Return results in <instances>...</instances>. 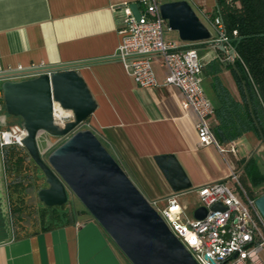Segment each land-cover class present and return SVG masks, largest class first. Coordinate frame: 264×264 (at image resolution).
Instances as JSON below:
<instances>
[{
  "label": "crops",
  "instance_id": "obj_1",
  "mask_svg": "<svg viewBox=\"0 0 264 264\" xmlns=\"http://www.w3.org/2000/svg\"><path fill=\"white\" fill-rule=\"evenodd\" d=\"M184 1L208 28L211 40L217 42L214 0ZM134 2L0 0V72L18 67L29 70L77 65L97 105L86 121V129L143 197L161 205L174 194L179 203L187 195L197 199L196 189L225 179L233 168V158L237 159L234 140L226 141V135L219 133L216 138L214 129L225 128L230 119L227 110L233 103L241 104V96L227 71L226 54L219 49L220 44L184 43L176 32L167 39L163 33L164 41L178 48L195 47L202 65V80L204 76L209 81L213 92L210 102L214 112L209 123L221 151L214 146L199 147L193 126L195 117L182 109L179 90L162 85L165 72L158 58L152 57L151 66L159 86L148 90L138 88L116 59L122 40V8ZM1 93L0 89V97ZM249 134L252 133L242 136ZM165 155L176 159L191 184L190 190L173 193L154 162V157ZM1 157L5 176L2 149ZM8 209L11 218L9 203ZM76 210L71 217L43 226H48L45 230L41 227L25 233L12 229L0 205V264H131L92 217L81 208Z\"/></svg>",
  "mask_w": 264,
  "mask_h": 264
},
{
  "label": "water",
  "instance_id": "obj_2",
  "mask_svg": "<svg viewBox=\"0 0 264 264\" xmlns=\"http://www.w3.org/2000/svg\"><path fill=\"white\" fill-rule=\"evenodd\" d=\"M130 9L139 19L138 6L131 4ZM159 10L168 29L176 32L181 42L216 43L186 1L163 3ZM219 49L225 53L223 46ZM229 53L233 55L234 49ZM34 72L37 75L30 79L3 81L0 89L6 114L18 119L25 131L24 151L45 178L47 188L37 192L38 200L45 207H61L69 190L131 264H196L95 135L89 130L75 131L97 107L77 65L47 66ZM55 107L70 115L61 125L53 119ZM41 133L51 137L70 135L46 162L37 147ZM154 162L173 193L191 189L173 156H157ZM254 203L264 220V195ZM0 205L9 224L1 150ZM211 210L224 208L215 204ZM206 213L200 207L193 212V218L201 220Z\"/></svg>",
  "mask_w": 264,
  "mask_h": 264
},
{
  "label": "built area",
  "instance_id": "obj_3",
  "mask_svg": "<svg viewBox=\"0 0 264 264\" xmlns=\"http://www.w3.org/2000/svg\"><path fill=\"white\" fill-rule=\"evenodd\" d=\"M139 8V19L124 5L122 40L117 47L116 59L140 89H153L159 86L151 59L156 56L159 66L164 70L163 86L172 87L182 94L181 107L194 115V130L199 147L220 145L213 134L209 120L214 107L206 97L202 85V65L198 52L193 46L178 48L174 43L163 39L166 22L160 15V0H135ZM213 26L219 33L216 44H225L226 62L232 63L235 53L223 35L219 18L213 20ZM35 69L0 72V81H22L37 75ZM3 99L0 97V150L7 146L22 147L25 131L20 123L9 124ZM42 135L37 136V143ZM234 152V149H231ZM239 183V174L232 168L229 175L196 189L198 208L207 213L201 220L187 219L185 208L177 194L165 201V208L158 210L156 201L150 206L160 215L170 232L191 255L196 264H264L261 254L264 252V220L255 206V199L245 193ZM264 195V192H262ZM220 204L224 211L211 210Z\"/></svg>",
  "mask_w": 264,
  "mask_h": 264
},
{
  "label": "trees",
  "instance_id": "obj_4",
  "mask_svg": "<svg viewBox=\"0 0 264 264\" xmlns=\"http://www.w3.org/2000/svg\"><path fill=\"white\" fill-rule=\"evenodd\" d=\"M214 2V14L219 18L223 35L236 55L226 68L231 73L241 96V104L233 103L227 110L230 119L225 122V128L215 127L216 138H219V133L221 136L226 135V141L228 139L233 141L248 132L254 134L264 147V0H214ZM2 154L5 170L10 174L12 170L20 172L24 160L29 159L24 148L17 146L4 147ZM29 161L35 166L31 159ZM254 164L253 159L236 162V166L241 167L245 176L247 175L246 178L248 177L253 185H257L259 181L255 180L257 170ZM246 178L243 180V186L249 192ZM262 179L264 180V176ZM10 208L11 215L18 213L19 209L16 207ZM56 218L58 219V215H55ZM16 221L12 217V224ZM47 228L48 226L41 229Z\"/></svg>",
  "mask_w": 264,
  "mask_h": 264
},
{
  "label": "rangeland",
  "instance_id": "obj_5",
  "mask_svg": "<svg viewBox=\"0 0 264 264\" xmlns=\"http://www.w3.org/2000/svg\"><path fill=\"white\" fill-rule=\"evenodd\" d=\"M175 0H160V2H170ZM170 35H177L175 32L165 29L164 37L167 39ZM205 95L209 98L210 101H213V92L210 90L209 81L203 76L202 85ZM9 124L18 123V119L13 117H7ZM86 129V122L80 125L75 131H84ZM70 135L66 137H51L48 135H42L38 141V149L41 158L46 162L48 156L52 151L57 147L63 144ZM234 146L237 149V159L233 158V168L239 174V183L243 186V180L246 178L241 167L236 166V162L242 159H253L255 162L254 165L257 174L255 177L256 181H259L257 185L253 183L247 177V186L249 187V192L246 190L245 193L253 197H259L264 192V147L261 145L259 140L253 134L248 136L238 137L234 140ZM29 159L24 160L21 171L16 172L14 170L5 175V183L8 185V198L10 196L11 205L18 210L17 214H12L10 218L9 214V224L12 225V229L17 232L29 233L39 228L54 224L60 218L71 217L77 211L76 208H81L84 212L91 217V215L85 210L82 204L75 198V196L67 190V201L61 207H55L54 209L45 207L37 197V192L41 189L47 188L45 178L39 168L34 166ZM14 169V167L12 168ZM259 176V177H258ZM131 181V180H130ZM135 186V184H133ZM136 187V186H135ZM9 203V199H8ZM182 207L185 208L184 216L187 219L193 218V212L198 206V199L195 195H187L181 199L179 203ZM158 210L165 208V204H158ZM11 209V208H10ZM55 215H58V219H55ZM13 220L16 219V222L12 224ZM261 257L264 261V252L261 254Z\"/></svg>",
  "mask_w": 264,
  "mask_h": 264
},
{
  "label": "bare ground",
  "instance_id": "obj_6",
  "mask_svg": "<svg viewBox=\"0 0 264 264\" xmlns=\"http://www.w3.org/2000/svg\"><path fill=\"white\" fill-rule=\"evenodd\" d=\"M69 118H70V115L68 113L62 112L60 109L55 107L53 119H55V122L58 125L63 124L65 122V120L69 119Z\"/></svg>",
  "mask_w": 264,
  "mask_h": 264
}]
</instances>
